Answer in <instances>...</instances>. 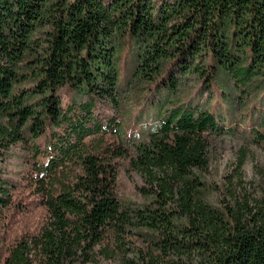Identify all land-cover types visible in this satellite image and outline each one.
Returning a JSON list of instances; mask_svg holds the SVG:
<instances>
[{
    "label": "trees",
    "instance_id": "trees-1",
    "mask_svg": "<svg viewBox=\"0 0 264 264\" xmlns=\"http://www.w3.org/2000/svg\"><path fill=\"white\" fill-rule=\"evenodd\" d=\"M125 32L128 63L157 93L193 75L201 94L220 88L226 116L161 101L116 146L88 143L96 103L118 102L113 37ZM245 60L264 70V0H0V154L43 136L18 180L0 178V264H264V179L258 197L231 186L214 202L203 179L225 134L264 147L263 91L218 82ZM121 161L149 185L140 201L117 193Z\"/></svg>",
    "mask_w": 264,
    "mask_h": 264
},
{
    "label": "rangeland",
    "instance_id": "rangeland-1",
    "mask_svg": "<svg viewBox=\"0 0 264 264\" xmlns=\"http://www.w3.org/2000/svg\"><path fill=\"white\" fill-rule=\"evenodd\" d=\"M113 63L117 75L118 102H97L93 109L94 121L97 128L92 127L93 133L85 140L94 144L104 141L116 146L119 135H127L129 131L140 129L146 122L154 121L158 115L155 113V103H162V107L173 106L177 103L197 104L202 107L207 103L211 109L226 116V102L220 88L215 87L212 91L205 89L200 93V82L193 75L179 76L178 84L173 87L169 94L157 93L156 80L145 79L139 73H134V66L128 63L133 54L135 45L131 35L127 32L116 34L113 37ZM248 60L231 76L227 73L218 76V82L225 86L226 90L230 84H238V89H244L251 97L256 95V103H264V70L254 73L248 68ZM64 104L68 93L61 91ZM227 104H231L229 98ZM229 114L236 119L244 114L245 109L234 111V105H230ZM0 124H6V120H0ZM93 126V124H92ZM99 128V130H98ZM241 128V127H239ZM247 129L246 127H244ZM43 136L32 139L26 137L11 144L7 151L2 150L0 154V178L16 181L25 161L30 158L33 144H41ZM244 155L243 165L237 168V163ZM210 161L203 179L209 186L208 199L214 202L218 198L228 197L226 189L236 187L239 195L248 194L250 197H258L261 194L260 183L264 179V147L244 140L239 133L236 135L225 134L220 140L212 143L209 151ZM41 160H43L40 157ZM118 177L116 189L120 198L125 200L140 201L142 199L141 189L147 188L145 178L133 170L126 161L117 165ZM236 182H238L236 184ZM127 239V238H126ZM128 243L136 249L146 250V247L135 238L128 239ZM132 254V253H131ZM89 264H120L118 257L112 259H100L97 263Z\"/></svg>",
    "mask_w": 264,
    "mask_h": 264
}]
</instances>
